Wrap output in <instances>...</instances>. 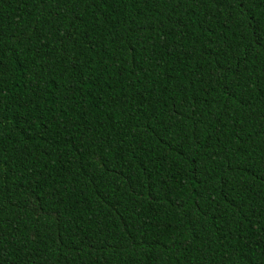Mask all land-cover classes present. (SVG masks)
<instances>
[{
	"label": "trees",
	"instance_id": "1",
	"mask_svg": "<svg viewBox=\"0 0 264 264\" xmlns=\"http://www.w3.org/2000/svg\"><path fill=\"white\" fill-rule=\"evenodd\" d=\"M0 264H264V0H0Z\"/></svg>",
	"mask_w": 264,
	"mask_h": 264
}]
</instances>
